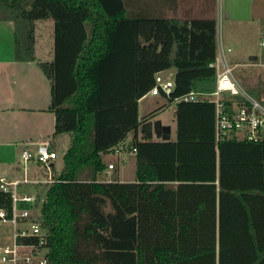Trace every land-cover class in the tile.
Segmentation results:
<instances>
[{"label": "trees", "instance_id": "1", "mask_svg": "<svg viewBox=\"0 0 264 264\" xmlns=\"http://www.w3.org/2000/svg\"><path fill=\"white\" fill-rule=\"evenodd\" d=\"M127 6L0 0V20L14 25L16 62H34L35 23L53 21L54 59L36 65L50 83L54 135L71 138L61 172L42 184L43 202L38 185L19 189L34 190V202L17 209L39 225L44 245L38 237L17 245L36 246L49 264H264V138L217 141L213 103L175 102L215 89V20L156 19ZM171 68L164 98L175 104L176 137L163 140L152 123L159 110L139 118L138 101ZM129 134L134 181L100 180L103 157ZM0 210L11 217L2 191Z\"/></svg>", "mask_w": 264, "mask_h": 264}, {"label": "crops", "instance_id": "2", "mask_svg": "<svg viewBox=\"0 0 264 264\" xmlns=\"http://www.w3.org/2000/svg\"><path fill=\"white\" fill-rule=\"evenodd\" d=\"M238 0L229 3L230 13H238L241 9L237 4H243ZM128 12L133 14L144 13L156 19H168L177 21H204L215 20L216 22V43L219 37V23L222 19V12L215 5V0H127ZM247 23L254 28L255 35L264 36V0H246ZM236 10V11H235ZM227 14L226 19H231V14ZM237 15L233 19L237 20ZM240 20V18H238ZM34 62H16L14 59V25L11 21L0 20V178L22 179L26 171L20 169V164H16V158L24 150L33 151L37 145L47 143L50 149L58 152L63 147L65 141L63 134L54 135V115L48 110L50 105V83L37 67L38 62H52L54 59V23L52 20H44L35 23V45ZM254 61L258 58L254 57ZM174 73L165 80L173 82ZM151 96L153 104L148 105L149 114L159 110L152 119L156 125V133H163L166 127L165 122L159 119V115L167 109H171V115L175 121V104L167 103L162 96L145 95L138 101L139 106L145 98ZM170 139L174 140L175 133ZM67 141L66 149L70 144ZM132 135L129 134L117 149L119 152H112L103 157V161L108 166L111 162L105 161L107 157H112L118 163L119 168L116 176L110 177V171L107 170L99 178L108 181H118L130 183L134 181L135 158L134 154L127 151ZM63 149V148H62ZM66 151V150H65ZM65 153V152H64ZM127 164H131L134 174L124 173ZM30 170V167H29ZM62 170V168H61ZM58 171V173L61 172ZM53 175H57L55 161L52 163ZM116 177V178H115Z\"/></svg>", "mask_w": 264, "mask_h": 264}, {"label": "built area", "instance_id": "3", "mask_svg": "<svg viewBox=\"0 0 264 264\" xmlns=\"http://www.w3.org/2000/svg\"><path fill=\"white\" fill-rule=\"evenodd\" d=\"M208 68L213 70L215 78L214 91L211 94L189 92L175 99V102L193 103L206 100L213 103L217 141L220 138L246 139L255 142L263 139L264 105L239 85L227 62L225 49L221 43H216V56L209 63ZM173 85L172 81H161L157 76L156 85L149 94L152 96L162 94L166 98L172 91ZM228 102H233L231 108H229ZM134 152L133 149L132 153ZM20 157L24 171L29 168V164H35L45 169L47 176L43 180L37 178L27 179L26 177L22 179L0 178V191L10 194L12 198L11 217L8 219L6 213L0 210V227L4 223H10L13 226V246L1 249L0 264H49L47 258L44 257V253L38 250L36 246L17 245V239L29 237H38L39 246H43L45 243L39 225L37 223L26 224L25 221L28 219L29 213L26 210H18L17 204L34 202L33 188L31 193H20L19 189L21 187H34L41 184L50 185L54 182L51 165L57 159V154L50 149L47 143H41L33 151H22ZM112 168V165L108 166V169Z\"/></svg>", "mask_w": 264, "mask_h": 264}, {"label": "rangeland", "instance_id": "4", "mask_svg": "<svg viewBox=\"0 0 264 264\" xmlns=\"http://www.w3.org/2000/svg\"><path fill=\"white\" fill-rule=\"evenodd\" d=\"M238 1L242 3V0ZM245 4L246 0H244L243 4L235 5V7L239 6L238 9H241L240 12L235 13L237 15L236 20L233 19L235 14L232 12L230 13L228 8L229 3H227V0H215L217 9L221 10L222 12V19L219 23L218 41L221 42L225 49V57L239 85L249 95L264 103V36H256L254 28L248 25L246 20L247 13ZM228 13L231 14V19H226ZM238 18H240V20ZM254 57H257L258 60L254 61ZM147 104H153L151 96H148L142 100L139 106V114L142 116H145V114L148 112ZM171 112V109H167L165 112L159 115V119L162 122H165L166 128L171 131V136H173L176 126ZM62 137L65 141L63 144L65 145L60 147L56 153L57 159L55 161V169L57 170V173L63 167V155L65 150H67V141H69L68 134H63ZM20 156L19 158H16V164H20V169H23ZM108 160H110L109 162L115 166V170L110 171L109 175L113 178V175L116 176L119 165L112 157H107L105 159V161ZM28 167H30V170L28 168L25 175L27 179H44L46 174L45 169L35 164H29ZM124 173L133 175V166L131 164H127L124 169ZM37 187V193L40 202H43L45 198L46 186L41 184ZM11 246H13V226L10 223H4L0 227V251L3 247L10 248Z\"/></svg>", "mask_w": 264, "mask_h": 264}, {"label": "water", "instance_id": "5", "mask_svg": "<svg viewBox=\"0 0 264 264\" xmlns=\"http://www.w3.org/2000/svg\"><path fill=\"white\" fill-rule=\"evenodd\" d=\"M176 72V69L175 68H171L169 70H165V71H162L158 74V79L163 81L165 80L169 75L173 74ZM158 124V122L156 123H153V127H154V132L156 133V125ZM163 135H162V139L163 140H169L170 139V131L168 128H163Z\"/></svg>", "mask_w": 264, "mask_h": 264}]
</instances>
